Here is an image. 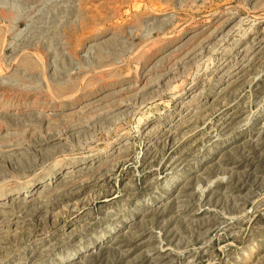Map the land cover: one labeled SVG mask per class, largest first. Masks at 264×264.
Masks as SVG:
<instances>
[{
    "label": "rangeland",
    "instance_id": "rangeland-1",
    "mask_svg": "<svg viewBox=\"0 0 264 264\" xmlns=\"http://www.w3.org/2000/svg\"><path fill=\"white\" fill-rule=\"evenodd\" d=\"M0 197V264H264V0H0Z\"/></svg>",
    "mask_w": 264,
    "mask_h": 264
},
{
    "label": "bare ground",
    "instance_id": "bare-ground-1",
    "mask_svg": "<svg viewBox=\"0 0 264 264\" xmlns=\"http://www.w3.org/2000/svg\"><path fill=\"white\" fill-rule=\"evenodd\" d=\"M262 21V20H261ZM71 172V171H70ZM68 173V172H67ZM1 198V197H0ZM8 198V196L3 197L2 199Z\"/></svg>",
    "mask_w": 264,
    "mask_h": 264
}]
</instances>
